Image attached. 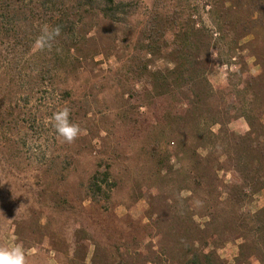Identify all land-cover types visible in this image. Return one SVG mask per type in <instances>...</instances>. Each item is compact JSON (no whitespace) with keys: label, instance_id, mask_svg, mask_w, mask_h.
<instances>
[{"label":"rangeland","instance_id":"1","mask_svg":"<svg viewBox=\"0 0 264 264\" xmlns=\"http://www.w3.org/2000/svg\"><path fill=\"white\" fill-rule=\"evenodd\" d=\"M114 3L112 20L104 0H0V247L26 264H264L246 118L264 112V0ZM208 37L205 81L177 78V62L206 69Z\"/></svg>","mask_w":264,"mask_h":264},{"label":"trees","instance_id":"2","mask_svg":"<svg viewBox=\"0 0 264 264\" xmlns=\"http://www.w3.org/2000/svg\"><path fill=\"white\" fill-rule=\"evenodd\" d=\"M105 2V7H103L101 9V12L103 14V16L105 18H110L112 20H115L116 19V10L117 8L116 7H119L121 6L122 4H115L114 3V0H104ZM195 24H194V28H195ZM195 30V29H194ZM195 32H197V30H195ZM208 51L204 57V62L206 61V69H196L194 71H186L184 70V65H182L181 63H178L176 64L175 66V74L177 73V78L179 77H182L184 74H189V76H191V83L193 84L194 83V80H197V78H202V80L205 81V74L207 72H209V69H208V66H209V63L212 62V60L210 59L211 56H210V49H211V37H208ZM196 60V59H195ZM184 62V61H183ZM181 67L183 68V70L181 69ZM153 75H155L156 77H165L164 76V71H157L155 73H152ZM207 87L209 88V91L206 90L205 93L203 94L204 97H209L211 96L214 97V94H216V92L213 90V88H211L209 85H207ZM202 96V95H201ZM200 95L198 94L197 95V98L199 99ZM251 107L252 104H250ZM249 114H253L251 117L250 115H247L246 118L248 120V123H249V126H250V132L247 134L249 136H253L254 137V140L255 143L253 144V141L248 145L249 147L251 146H254L255 148H257L259 150V160L262 161L264 159V156L262 155V151H260L263 147H264V123L262 122L264 120V112L263 113H256L254 111H249ZM207 130V129H206ZM209 131V130H207ZM205 131V129L202 131L203 133H205L206 135L207 134H210L209 132ZM263 139V142L260 141V139ZM264 154V152H263ZM100 173H96L95 176L93 177V181H94V184H93V187L96 188L95 191L97 192H100L102 190V185L100 184V180H98V177H100ZM101 177H103V179L105 181H101V182H106L108 179H109V174L108 173H104ZM93 191V192H95ZM264 212V211H263Z\"/></svg>","mask_w":264,"mask_h":264},{"label":"clouds","instance_id":"3","mask_svg":"<svg viewBox=\"0 0 264 264\" xmlns=\"http://www.w3.org/2000/svg\"><path fill=\"white\" fill-rule=\"evenodd\" d=\"M59 35V29L50 32L45 29L43 35L37 40L38 48L45 47L54 36ZM54 128L56 133L66 142H74L81 134L82 129L78 124L70 120V110L68 108L53 114ZM0 264H26L25 250L22 245L17 244L10 248L0 247Z\"/></svg>","mask_w":264,"mask_h":264}]
</instances>
